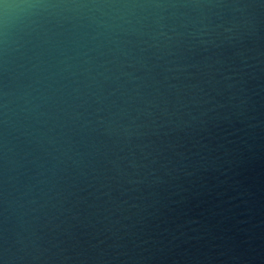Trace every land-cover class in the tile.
Instances as JSON below:
<instances>
[{
  "label": "water",
  "instance_id": "water-1",
  "mask_svg": "<svg viewBox=\"0 0 264 264\" xmlns=\"http://www.w3.org/2000/svg\"><path fill=\"white\" fill-rule=\"evenodd\" d=\"M0 264H264V0H0Z\"/></svg>",
  "mask_w": 264,
  "mask_h": 264
}]
</instances>
